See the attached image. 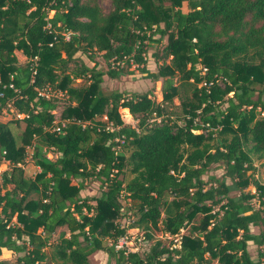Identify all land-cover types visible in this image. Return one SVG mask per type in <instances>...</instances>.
I'll return each mask as SVG.
<instances>
[{
  "label": "trees",
  "instance_id": "obj_1",
  "mask_svg": "<svg viewBox=\"0 0 264 264\" xmlns=\"http://www.w3.org/2000/svg\"><path fill=\"white\" fill-rule=\"evenodd\" d=\"M107 1L0 0V115L13 114L0 121V252L12 264H98L95 252L102 264H264L252 165L264 156V0ZM131 66L160 81V102L101 88ZM173 99L177 116L164 110ZM131 229L138 251L108 244Z\"/></svg>",
  "mask_w": 264,
  "mask_h": 264
},
{
  "label": "rangeland",
  "instance_id": "obj_2",
  "mask_svg": "<svg viewBox=\"0 0 264 264\" xmlns=\"http://www.w3.org/2000/svg\"><path fill=\"white\" fill-rule=\"evenodd\" d=\"M99 5L101 6V8L104 11H107L109 8V3L107 0H98ZM52 12L50 11L48 13V15H51ZM100 60V59H99ZM127 70H131V74H123L118 76L117 78H113V79H109L106 76L103 77V80L101 82V88L108 90V89H112V88H117L119 90H125V91H138V92H142L144 90L147 89H151L152 91V98L154 99L155 102H160L161 96L158 93V89L160 87V81H156V82H151L148 79H142L141 76L137 73V71L135 69H133V66L128 67ZM77 82V80H76ZM65 101L63 100H58L57 101V107L54 110V114L55 116L58 115L60 109L63 107ZM163 105L165 106V113L169 116H177L180 114V109L178 106V102L176 99L172 100V103H163ZM2 113L0 115V121H6L12 118V111L8 110L7 108H4L3 110H1ZM120 112V116L121 119L123 120V122L130 124L132 126L135 125V120L131 117V115L129 113H127V111H122L121 109L119 110ZM21 115L19 114V117ZM36 140V139H35ZM29 151V149H28ZM29 153V152H28ZM46 157L48 158H53L54 154L51 152H47L46 153ZM28 162L24 165L23 168V175L25 177H30L34 174V172H36L37 168L35 166H33L32 162L27 160ZM252 165L254 167L253 170V175L256 177V179L261 182L264 183V156L262 157H256L255 155L252 156ZM129 175H126V178H128ZM246 190L249 191V193L251 194V198H254V191L252 189L251 186H248L246 188ZM86 192H88V194H96V189L95 187H88L86 189ZM134 204V202L132 201H124L122 200L121 202V206L123 208V210L127 207L128 205ZM131 236H136V237H140L139 235H136V231L131 229ZM154 237L155 238H161L159 233H154ZM136 242V241H135ZM143 244L141 242L140 244V248H142ZM248 250L251 253V255L253 254V247L251 245H248ZM0 260H2L5 264H12L16 261V256L13 252H10L8 250L5 249H1L0 252ZM105 255L102 252H95L90 256V261L92 263H98V264H102V262L104 263L105 261Z\"/></svg>",
  "mask_w": 264,
  "mask_h": 264
},
{
  "label": "built area",
  "instance_id": "obj_3",
  "mask_svg": "<svg viewBox=\"0 0 264 264\" xmlns=\"http://www.w3.org/2000/svg\"><path fill=\"white\" fill-rule=\"evenodd\" d=\"M68 36L67 34L64 35V38L66 39ZM41 95L44 96H48L51 94L54 95H61L59 92H49V91H41L40 92ZM19 116V115H17ZM63 123H61L62 125ZM55 129H57V127H55ZM117 144L115 146L116 149H118L120 147V145L123 143V139L122 138H116L115 139ZM7 169V165L3 162L0 163V175ZM252 200H254V198H252ZM127 214V223L130 221H132V215L130 214L129 211L126 212ZM178 238H176L175 240H177ZM108 244H112L114 246V248H120V249H124V252H136L140 249V244H141V237H134L131 236L129 231H126L123 235L118 236L115 240H111L108 239ZM136 241V242H135ZM175 246H178V242H176Z\"/></svg>",
  "mask_w": 264,
  "mask_h": 264
},
{
  "label": "crops",
  "instance_id": "obj_4",
  "mask_svg": "<svg viewBox=\"0 0 264 264\" xmlns=\"http://www.w3.org/2000/svg\"><path fill=\"white\" fill-rule=\"evenodd\" d=\"M253 189V188H252ZM254 191V190H253Z\"/></svg>",
  "mask_w": 264,
  "mask_h": 264
}]
</instances>
